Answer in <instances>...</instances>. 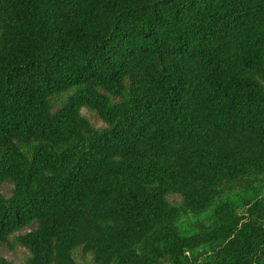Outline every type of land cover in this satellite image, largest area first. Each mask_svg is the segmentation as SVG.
I'll return each instance as SVG.
<instances>
[{
    "label": "trees",
    "instance_id": "16d2710c",
    "mask_svg": "<svg viewBox=\"0 0 264 264\" xmlns=\"http://www.w3.org/2000/svg\"><path fill=\"white\" fill-rule=\"evenodd\" d=\"M27 230L22 264H264V0H0V248Z\"/></svg>",
    "mask_w": 264,
    "mask_h": 264
},
{
    "label": "rangeland",
    "instance_id": "374dc122",
    "mask_svg": "<svg viewBox=\"0 0 264 264\" xmlns=\"http://www.w3.org/2000/svg\"><path fill=\"white\" fill-rule=\"evenodd\" d=\"M61 98L63 99V97ZM61 98H58L55 101V103H57V108L60 106L59 104H60ZM82 114L87 119L92 121L97 128H104L106 126L96 114L91 113L87 109L82 110ZM12 190H13V185H11L10 183H5L1 188V193L5 195L7 198H10L12 196ZM170 200L174 201L177 199H175L174 197H171ZM27 232L28 230L12 236L10 240V245L0 248V255L6 258L8 261H10L13 264H22L23 261L28 257L29 253L24 247H22L18 243L17 237ZM75 256L80 261V264H93L92 258L89 257L87 259H84L81 255V251H77Z\"/></svg>",
    "mask_w": 264,
    "mask_h": 264
}]
</instances>
